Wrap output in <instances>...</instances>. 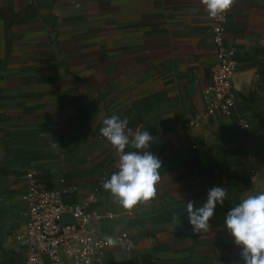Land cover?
I'll use <instances>...</instances> for the list:
<instances>
[{
    "label": "crops",
    "instance_id": "crops-1",
    "mask_svg": "<svg viewBox=\"0 0 264 264\" xmlns=\"http://www.w3.org/2000/svg\"><path fill=\"white\" fill-rule=\"evenodd\" d=\"M219 26L248 90L229 115L197 120ZM112 115L128 118L130 138L148 130L161 161L156 198L131 211L102 188L119 163L99 131ZM27 173L74 186L66 203L93 193L90 209L112 215L102 234H128L133 248L99 264H240L224 219L264 192V0H235L223 20L200 0H0V264H22ZM214 186L225 201L193 235L184 206Z\"/></svg>",
    "mask_w": 264,
    "mask_h": 264
},
{
    "label": "built area",
    "instance_id": "built-area-1",
    "mask_svg": "<svg viewBox=\"0 0 264 264\" xmlns=\"http://www.w3.org/2000/svg\"><path fill=\"white\" fill-rule=\"evenodd\" d=\"M211 40L215 47V63L203 90L207 103L196 114L197 120L214 115L227 116L234 111L235 93L230 76L236 64L222 46L220 26L212 31ZM240 126L243 130L248 128L243 121ZM25 177L27 183L19 196L24 204L25 221L15 236L16 252L21 253L22 264H99V257L105 251L126 252L133 248L125 232L111 237L117 241L115 246L107 244L109 237L102 234L100 224L110 220L112 215L90 209L95 199L93 193L77 202L66 203L63 198L75 192L74 186H66L62 181L57 187L47 186L39 183L32 173ZM64 215L71 223L60 222Z\"/></svg>",
    "mask_w": 264,
    "mask_h": 264
},
{
    "label": "clouds",
    "instance_id": "clouds-1",
    "mask_svg": "<svg viewBox=\"0 0 264 264\" xmlns=\"http://www.w3.org/2000/svg\"><path fill=\"white\" fill-rule=\"evenodd\" d=\"M235 0H200L204 11L211 19H221L232 8ZM129 120L112 115L102 121L100 134L106 138L119 157L117 171L102 182V188L109 192L114 204L131 211L139 204L154 200L156 185L160 181L161 161L149 151L154 141L148 130H137L130 138ZM131 150L126 151V148ZM53 148H59L52 143ZM133 149L138 151H133ZM224 187L214 186L208 190L207 200L202 206L194 207V201L184 206L188 224L193 235L210 228L217 204L223 205L226 198ZM173 223L179 225V216L173 214ZM224 226L239 248L240 264H264V192L248 195L238 205L232 207L224 219ZM111 237L107 244L115 246Z\"/></svg>",
    "mask_w": 264,
    "mask_h": 264
},
{
    "label": "water",
    "instance_id": "water-1",
    "mask_svg": "<svg viewBox=\"0 0 264 264\" xmlns=\"http://www.w3.org/2000/svg\"><path fill=\"white\" fill-rule=\"evenodd\" d=\"M240 74H235L233 73L231 76H230V83H231V88L234 92H236L237 94H239L240 96H245V93L247 92L248 90V84L244 83V84H239L238 81H237V78L239 77ZM1 179V178H0ZM0 184H1V180H0ZM60 222L62 224H67V223H71V220L66 216H62L60 218ZM21 252H24V250H22Z\"/></svg>",
    "mask_w": 264,
    "mask_h": 264
}]
</instances>
